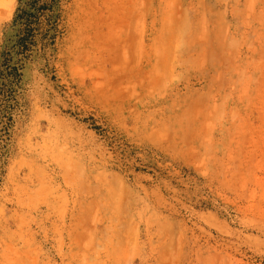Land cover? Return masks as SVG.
Segmentation results:
<instances>
[{
  "label": "rangeland",
  "instance_id": "rangeland-1",
  "mask_svg": "<svg viewBox=\"0 0 264 264\" xmlns=\"http://www.w3.org/2000/svg\"><path fill=\"white\" fill-rule=\"evenodd\" d=\"M65 26L24 72L0 264H264V0H71Z\"/></svg>",
  "mask_w": 264,
  "mask_h": 264
},
{
  "label": "trees",
  "instance_id": "trees-1",
  "mask_svg": "<svg viewBox=\"0 0 264 264\" xmlns=\"http://www.w3.org/2000/svg\"><path fill=\"white\" fill-rule=\"evenodd\" d=\"M70 2L17 0L10 36L3 39L0 51V182L13 151L16 128L28 108L25 69L37 62L50 69L66 35V8Z\"/></svg>",
  "mask_w": 264,
  "mask_h": 264
}]
</instances>
